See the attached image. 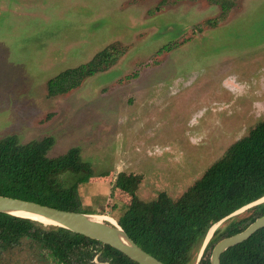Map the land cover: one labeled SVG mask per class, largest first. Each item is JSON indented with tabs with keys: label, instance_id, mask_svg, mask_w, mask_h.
Instances as JSON below:
<instances>
[{
	"label": "rangeland",
	"instance_id": "rangeland-1",
	"mask_svg": "<svg viewBox=\"0 0 264 264\" xmlns=\"http://www.w3.org/2000/svg\"><path fill=\"white\" fill-rule=\"evenodd\" d=\"M109 45L106 68L47 94ZM262 119L264 0L224 15L211 0H0V139L53 136L49 157L78 147L101 173L79 184L82 211L117 221L132 190L178 197ZM6 241L0 264H52Z\"/></svg>",
	"mask_w": 264,
	"mask_h": 264
},
{
	"label": "trees",
	"instance_id": "trees-1",
	"mask_svg": "<svg viewBox=\"0 0 264 264\" xmlns=\"http://www.w3.org/2000/svg\"><path fill=\"white\" fill-rule=\"evenodd\" d=\"M211 1L219 4L222 15L232 4V0ZM163 48L169 49L168 45ZM117 52L116 45H109L88 62L59 72L47 80V94L52 96L76 87L84 77L111 64ZM53 142V136L26 143L19 142L14 135L1 138L0 195L86 212L81 210L78 186L101 173H95L81 159L78 147L49 157L47 152ZM64 172L70 174L63 175ZM130 193L127 209L117 218L130 238L167 264H195L208 229L232 211L264 195V119L231 143L178 197L171 198L160 191L155 198L143 201L133 190ZM244 213L229 217L215 228L196 264H210L213 245L264 214V202L247 208ZM9 238L24 240L29 250L42 248L46 258L62 260L65 264H86L97 252L110 264H138L114 247L67 228L0 212V251L6 248ZM220 264H264V227L223 251Z\"/></svg>",
	"mask_w": 264,
	"mask_h": 264
},
{
	"label": "water",
	"instance_id": "water-1",
	"mask_svg": "<svg viewBox=\"0 0 264 264\" xmlns=\"http://www.w3.org/2000/svg\"><path fill=\"white\" fill-rule=\"evenodd\" d=\"M262 198L263 196L239 207L214 223L204 237L195 264L200 259L207 241L218 225L227 218L244 211L246 208L264 202V200H261ZM0 212L28 218L41 222L44 225H55L67 228L88 238L95 239L100 243L114 247L138 264H167L136 244L115 219L112 222L107 216L101 213L65 210L32 200L6 195H0ZM42 219L46 220V222ZM262 227H264V214L256 217L241 231L220 238L211 249L209 255L210 264H220V255L223 251L247 239L252 233ZM211 228H213L212 232L208 235Z\"/></svg>",
	"mask_w": 264,
	"mask_h": 264
},
{
	"label": "flooded vegetation",
	"instance_id": "flooded-vegetation-1",
	"mask_svg": "<svg viewBox=\"0 0 264 264\" xmlns=\"http://www.w3.org/2000/svg\"><path fill=\"white\" fill-rule=\"evenodd\" d=\"M100 254H101L100 252L95 253L91 258V260L87 261L86 264H110L108 260L107 259L105 260L103 257L100 256ZM44 257H45L44 259H46V255ZM47 259H49L52 264H65L62 260H58V259L53 260L52 258H48V257Z\"/></svg>",
	"mask_w": 264,
	"mask_h": 264
},
{
	"label": "bare ground",
	"instance_id": "bare-ground-1",
	"mask_svg": "<svg viewBox=\"0 0 264 264\" xmlns=\"http://www.w3.org/2000/svg\"><path fill=\"white\" fill-rule=\"evenodd\" d=\"M261 200H264V195H263V198H262ZM31 216L37 218V217L34 216V215H31ZM100 217H102V216H100ZM107 218H108L110 221L114 222V219H113V218H111V217H107ZM42 220L46 222V220H44V219H42ZM212 229H213V228L210 229L208 235H210V233L212 232Z\"/></svg>",
	"mask_w": 264,
	"mask_h": 264
}]
</instances>
